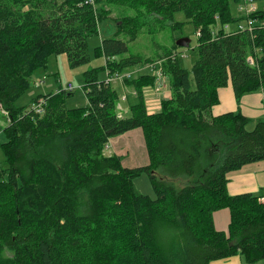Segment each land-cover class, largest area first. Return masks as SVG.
I'll return each instance as SVG.
<instances>
[{"label": "trees", "instance_id": "16d2710c", "mask_svg": "<svg viewBox=\"0 0 264 264\" xmlns=\"http://www.w3.org/2000/svg\"><path fill=\"white\" fill-rule=\"evenodd\" d=\"M241 1L0 0V105L9 119L0 141V264L264 258L261 197L228 188L233 171L264 161V120L248 130L251 119L240 111L213 114L229 84L237 100L264 89V10L254 0L253 12L235 14L232 4ZM180 12L185 21L176 20ZM108 19L116 36L93 49L104 64L84 71L88 105L68 107L74 92L63 86L34 98L45 101L42 113L17 104L50 56L67 54L71 67L89 64V39ZM250 19L252 29H240ZM186 23L197 36L191 69L177 41L160 44L155 56L130 48L144 29L155 34ZM159 71L172 96L149 111L145 87ZM123 103L129 112L120 116ZM136 128L148 163L128 167L121 155L105 153L112 137ZM143 172L155 198L134 183ZM224 209L228 228L219 229L215 218Z\"/></svg>", "mask_w": 264, "mask_h": 264}, {"label": "rangeland", "instance_id": "374dc122", "mask_svg": "<svg viewBox=\"0 0 264 264\" xmlns=\"http://www.w3.org/2000/svg\"><path fill=\"white\" fill-rule=\"evenodd\" d=\"M255 4L257 6V9L264 10V0H255ZM248 6L251 7L252 5L249 3ZM245 8L246 5L244 3V0L232 4L233 12L238 15H245ZM176 20L185 21L186 17L184 13L180 12L176 14ZM116 30L117 24L114 19H108L101 23L100 34L89 39L90 49L92 53V61L89 64L79 67H71L68 61L67 54H54L50 56L48 66L46 68H39L35 71L32 77V87L18 100L17 104L19 106H25L29 109L34 104V98L38 95L57 91L60 86L68 89L71 83L73 86L74 94L68 98L67 106L73 108L88 105L89 101L83 89L84 71L86 69L104 64L102 58H96L93 55V49L97 45L101 44L103 38L115 37ZM121 37L124 38L123 36ZM182 37H189L191 39L190 47H184L182 49L183 54L181 57L182 65L186 68L191 69L192 65L198 58V51L196 49L197 36L193 24L186 23L182 29L174 30L168 27L164 30L156 32L155 34H150L146 29H144L137 40L130 42V48L133 52L140 54L143 57L155 56L160 44L171 46L174 41H177L178 38ZM186 54L188 55L187 57L184 56ZM102 76L105 77V72H102ZM155 81L157 82V79ZM115 83H119V81L115 80ZM146 89L149 88L146 86L145 90ZM164 95H170L168 88L167 90L158 93L157 96H155V99L157 100V103L160 105V107L161 99ZM121 111L124 110L121 109ZM125 111L127 113L129 112L128 109H125ZM3 117H5V119ZM8 122L9 119L6 112L2 109V107H0V141H5L7 139L6 134L1 130L8 124ZM256 124V119L250 121L247 125V129L253 130ZM117 136L119 137H117L114 142H120V144L124 146L125 150H122L120 153L113 152L114 149L112 147L111 141V139L113 138L112 137L108 145L106 146V154L110 155L113 153H117L118 155H121L123 163L128 167H137L148 163L149 157H147V147L144 141V134L140 128H136L132 131ZM132 164H137V166ZM0 167H5L4 154L1 148ZM134 183L137 189L143 194L150 195L153 198L156 197L155 191L150 181V177L147 173L143 172L140 175L136 176L134 178ZM221 213H223V211H221ZM217 226H223L220 218H217Z\"/></svg>", "mask_w": 264, "mask_h": 264}, {"label": "crops", "instance_id": "0c3cea01", "mask_svg": "<svg viewBox=\"0 0 264 264\" xmlns=\"http://www.w3.org/2000/svg\"><path fill=\"white\" fill-rule=\"evenodd\" d=\"M146 102L149 111H156L160 109V105L157 103L153 91L149 94V101L146 98ZM123 105L124 111H121V108L118 107L120 116H125L127 114L125 109H128V105L127 103H123ZM228 111H240L250 117L251 121L254 119H256L257 122L264 120V89H260L252 93H246L240 100H237L232 84L222 88L220 91V102L213 107V114L218 115ZM3 118L5 119V117ZM117 137L119 136L111 139L112 147L114 149L113 152L120 153L122 150H125V148L120 144V142H114ZM132 165L137 166V164ZM228 188L231 194L252 192L260 197L264 196V161L248 164L240 170L233 171L230 175ZM222 211L223 213L219 211L216 214V225L217 218H220L223 226L217 227L219 229H227L229 223V211H225V209ZM211 264H264V258L255 263H248L240 254H238L226 259L214 260Z\"/></svg>", "mask_w": 264, "mask_h": 264}, {"label": "built area", "instance_id": "2783aa9c", "mask_svg": "<svg viewBox=\"0 0 264 264\" xmlns=\"http://www.w3.org/2000/svg\"><path fill=\"white\" fill-rule=\"evenodd\" d=\"M245 2H246V4L250 3L252 5L251 8H248V5H246L245 9H246V12L248 14L250 13V11L253 12L256 9V7L254 5V0H245ZM253 25H254V21L252 19H250L248 21L247 26L246 25H240L239 27L242 30L246 29V28L252 29ZM249 60H250V63H254V59L252 56H250ZM156 76H157V82L152 87H149V89H147L146 92L153 91V92L158 94V93H161V92L167 90V88L170 92V86L168 84L169 83V77L167 75L163 74L161 71L157 72ZM169 96L164 95L162 97H169ZM44 104H45V101L43 99H40L38 103L33 104L32 106L36 112L42 113L44 111Z\"/></svg>", "mask_w": 264, "mask_h": 264}, {"label": "water", "instance_id": "95a60500", "mask_svg": "<svg viewBox=\"0 0 264 264\" xmlns=\"http://www.w3.org/2000/svg\"><path fill=\"white\" fill-rule=\"evenodd\" d=\"M190 43L191 39L189 37H182L177 40V44H179L180 46L189 47Z\"/></svg>", "mask_w": 264, "mask_h": 264}, {"label": "bare ground", "instance_id": "6f19581e", "mask_svg": "<svg viewBox=\"0 0 264 264\" xmlns=\"http://www.w3.org/2000/svg\"><path fill=\"white\" fill-rule=\"evenodd\" d=\"M226 28H227V26H226ZM184 47V46H183ZM110 73V72H109ZM109 75V74H108ZM126 75H128V74H126ZM124 77H125V75H124ZM125 79V78H124ZM72 85H70V87H71ZM68 89H73V86L71 87V88H69L68 87ZM261 201L264 203V196H262L261 197Z\"/></svg>", "mask_w": 264, "mask_h": 264}]
</instances>
